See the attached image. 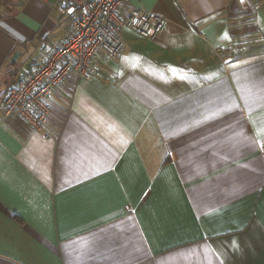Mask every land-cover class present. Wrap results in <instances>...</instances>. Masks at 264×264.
Instances as JSON below:
<instances>
[{
    "label": "crops",
    "instance_id": "obj_1",
    "mask_svg": "<svg viewBox=\"0 0 264 264\" xmlns=\"http://www.w3.org/2000/svg\"><path fill=\"white\" fill-rule=\"evenodd\" d=\"M56 1L0 0V264H264V0H126L163 30L67 76L44 137L1 99Z\"/></svg>",
    "mask_w": 264,
    "mask_h": 264
},
{
    "label": "built area",
    "instance_id": "obj_2",
    "mask_svg": "<svg viewBox=\"0 0 264 264\" xmlns=\"http://www.w3.org/2000/svg\"><path fill=\"white\" fill-rule=\"evenodd\" d=\"M126 0H57L61 16L70 27L63 41H53L47 59L18 85L9 86L1 99L4 115L16 114L35 131L48 137V98L69 75L85 80L96 73L92 63L102 51L110 59L123 49L121 31L129 27L144 38H155L165 19L154 12L132 10L127 19L118 18Z\"/></svg>",
    "mask_w": 264,
    "mask_h": 264
},
{
    "label": "water",
    "instance_id": "obj_3",
    "mask_svg": "<svg viewBox=\"0 0 264 264\" xmlns=\"http://www.w3.org/2000/svg\"><path fill=\"white\" fill-rule=\"evenodd\" d=\"M15 55L17 56L18 54H15ZM16 56H15V57H16ZM14 59H15V58H14Z\"/></svg>",
    "mask_w": 264,
    "mask_h": 264
}]
</instances>
